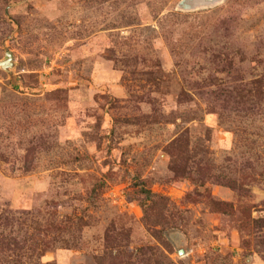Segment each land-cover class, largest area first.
<instances>
[{"label":"rangeland","instance_id":"obj_1","mask_svg":"<svg viewBox=\"0 0 264 264\" xmlns=\"http://www.w3.org/2000/svg\"><path fill=\"white\" fill-rule=\"evenodd\" d=\"M182 1L0 0L15 64L0 68V217L17 255L264 264V0Z\"/></svg>","mask_w":264,"mask_h":264},{"label":"trees","instance_id":"obj_2","mask_svg":"<svg viewBox=\"0 0 264 264\" xmlns=\"http://www.w3.org/2000/svg\"><path fill=\"white\" fill-rule=\"evenodd\" d=\"M201 173H203V171H201ZM199 181H201V180H196V182H199ZM202 183H204V182H202ZM237 186V185H236ZM150 194V193H149ZM10 221H14L15 222V220L14 219H12V218H8V217H0V247L2 248V249H4V250H9V251H13V255L15 256V258L11 261V263L10 264H41L42 262L40 261V259L43 257V256H45L46 255V252L47 251H50V250H52V247H50V246H46V248L44 249V251H40L41 252V254H39L40 255V257L38 258L39 260L37 261V260H35V259H32V258H30V257H27V256H25V254L24 255H22V254H16V252H17V250L19 249L18 248V243H17V245H16V247L14 248V249H11V248H9V246H11V244H10V241H12V240H10L9 239V237L2 231V229L4 228V226H5V224L7 223V222H9L10 223ZM15 241H16V239H15ZM27 243V242H26ZM25 245V244H24ZM38 246H39V244L38 245H35L34 246V249H36V251H37V248H38ZM28 247V246H27ZM0 248V249H1ZM26 248V246H24L23 248H21V250L22 251H25L24 249ZM33 248V246H31V247H29V249L31 250ZM32 251V250H31ZM17 256H16V255ZM24 258H25V260H24ZM37 261V262H36Z\"/></svg>","mask_w":264,"mask_h":264},{"label":"water","instance_id":"obj_3","mask_svg":"<svg viewBox=\"0 0 264 264\" xmlns=\"http://www.w3.org/2000/svg\"><path fill=\"white\" fill-rule=\"evenodd\" d=\"M225 1L226 0H183L180 3L179 8L183 11L189 12L200 11L216 7ZM6 57V60L0 61V68L13 75V69L15 67L14 56L11 52H7ZM183 254L184 252H181V255Z\"/></svg>","mask_w":264,"mask_h":264}]
</instances>
